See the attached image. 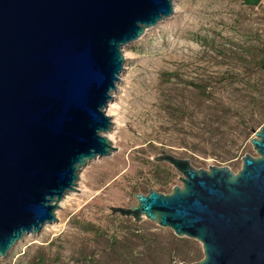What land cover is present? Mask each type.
<instances>
[{
    "label": "water",
    "instance_id": "95a60500",
    "mask_svg": "<svg viewBox=\"0 0 264 264\" xmlns=\"http://www.w3.org/2000/svg\"><path fill=\"white\" fill-rule=\"evenodd\" d=\"M173 1L0 0V258L56 223L81 171L117 151L106 110L123 49L172 16ZM253 132L258 156L245 155L238 173L162 152L155 161L182 186L136 194L112 215L200 242L204 258L192 264H264V127Z\"/></svg>",
    "mask_w": 264,
    "mask_h": 264
},
{
    "label": "rangeland",
    "instance_id": "374dc122",
    "mask_svg": "<svg viewBox=\"0 0 264 264\" xmlns=\"http://www.w3.org/2000/svg\"><path fill=\"white\" fill-rule=\"evenodd\" d=\"M173 7L172 16L123 49L112 101L122 120L112 127L117 151L90 162L76 191L60 203L57 222L24 237L0 264H88L95 257L90 264H162L141 244L131 260L109 253L111 237L137 231L177 237L146 219H131L133 229L110 208L135 206L134 196L151 189L168 195L182 186L173 166L155 161L162 152L197 169L235 173L245 155L258 156L250 141L264 127V0L257 7L243 0H174ZM187 240L180 249L194 259L176 256L174 263L204 258L202 244Z\"/></svg>",
    "mask_w": 264,
    "mask_h": 264
},
{
    "label": "trees",
    "instance_id": "16d2710c",
    "mask_svg": "<svg viewBox=\"0 0 264 264\" xmlns=\"http://www.w3.org/2000/svg\"><path fill=\"white\" fill-rule=\"evenodd\" d=\"M262 62L264 65V60ZM124 220L127 224H130V226L133 225V229L138 226L137 224H134L131 219ZM129 231L132 232V228ZM137 232H134L133 234L129 233L126 237L122 238L111 237L109 253H115L117 261L121 259L131 260V258H135L134 249L140 246V244L143 245L154 258L160 259L162 264H166L167 262L173 264L176 256L180 257L182 261L194 259L191 252H184L180 249L181 246L188 245L189 241L187 239H180L172 235L165 237L161 233H148L142 235ZM90 260L88 261V264L97 261L96 257L94 259L90 258Z\"/></svg>",
    "mask_w": 264,
    "mask_h": 264
},
{
    "label": "bare ground",
    "instance_id": "6f19581e",
    "mask_svg": "<svg viewBox=\"0 0 264 264\" xmlns=\"http://www.w3.org/2000/svg\"><path fill=\"white\" fill-rule=\"evenodd\" d=\"M119 109L120 107L118 106V104H114L113 102H111L109 105H108V108L106 110V113L108 116L110 117H115L113 123L117 124V125H120L121 124V119L119 117ZM121 126V125H120ZM114 132L111 131L109 134H107V137L111 140V142H113V139H114ZM113 144V143H112ZM72 195V194H70ZM68 196H66L67 198ZM65 198L61 201V202H64Z\"/></svg>",
    "mask_w": 264,
    "mask_h": 264
}]
</instances>
